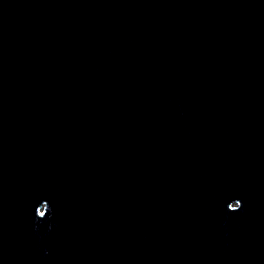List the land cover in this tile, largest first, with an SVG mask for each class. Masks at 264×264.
<instances>
[{"label": "water", "instance_id": "1", "mask_svg": "<svg viewBox=\"0 0 264 264\" xmlns=\"http://www.w3.org/2000/svg\"><path fill=\"white\" fill-rule=\"evenodd\" d=\"M0 264H264V0H0Z\"/></svg>", "mask_w": 264, "mask_h": 264}]
</instances>
